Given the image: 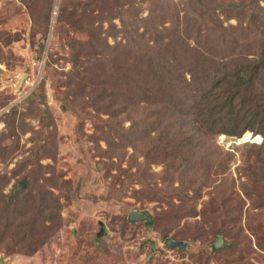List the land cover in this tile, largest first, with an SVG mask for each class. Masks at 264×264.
<instances>
[{
	"label": "rangeland",
	"instance_id": "374dc122",
	"mask_svg": "<svg viewBox=\"0 0 264 264\" xmlns=\"http://www.w3.org/2000/svg\"><path fill=\"white\" fill-rule=\"evenodd\" d=\"M180 2L0 0V264H264V151L244 146L260 140L219 137L213 168L187 172L211 184L187 201L178 174L144 155L148 138L122 152L130 122L99 110L96 78L74 61L110 51L122 21L154 39ZM150 154L160 153L155 146ZM134 210L150 218L132 221Z\"/></svg>",
	"mask_w": 264,
	"mask_h": 264
},
{
	"label": "trees",
	"instance_id": "16d2710c",
	"mask_svg": "<svg viewBox=\"0 0 264 264\" xmlns=\"http://www.w3.org/2000/svg\"><path fill=\"white\" fill-rule=\"evenodd\" d=\"M180 3L174 22L166 25L162 21L154 39L125 27L122 21L117 31L123 37L115 46L107 44L110 51L95 50L93 57L74 61L82 67L80 75L90 72L96 78L93 91L100 102L98 109L107 111L110 118L124 115L121 123L130 122L127 130L120 131L126 130L120 134L122 152L129 147L136 152L131 142L148 138L146 147L142 145L146 158L168 165L171 176L178 174L176 190L194 202L212 180L187 172L199 164L213 168L219 137L242 138L248 133L249 139L260 141L244 146L264 151V0ZM231 19L237 24L225 25ZM132 31L136 37H127ZM84 45L96 47L89 40ZM90 64L96 66V73L90 71ZM110 65L113 70L107 73ZM110 78L117 81L114 88L109 86ZM146 120L150 127L140 128ZM111 146L118 151L117 142ZM155 146L160 153L156 157L150 154ZM225 154L230 160L231 154ZM147 188L152 193L157 190L150 185ZM188 216L195 214L191 211ZM215 248L219 249L216 243Z\"/></svg>",
	"mask_w": 264,
	"mask_h": 264
},
{
	"label": "water",
	"instance_id": "95a60500",
	"mask_svg": "<svg viewBox=\"0 0 264 264\" xmlns=\"http://www.w3.org/2000/svg\"><path fill=\"white\" fill-rule=\"evenodd\" d=\"M25 187V183L24 182H21L20 183V186L18 187V190L21 189V188H24ZM17 190V191H18ZM149 219L150 216L149 214L145 213V212H140L138 210H134L132 213H131V216H130V219L132 221H141V220H144V219ZM166 245H169L173 248H185L187 246V243L183 242V241H179V240H175L174 238H168L166 241H165ZM222 238L219 237L218 238V241L216 243V247L220 248L222 246ZM3 261L0 260V263H2Z\"/></svg>",
	"mask_w": 264,
	"mask_h": 264
},
{
	"label": "bare ground",
	"instance_id": "6f19581e",
	"mask_svg": "<svg viewBox=\"0 0 264 264\" xmlns=\"http://www.w3.org/2000/svg\"><path fill=\"white\" fill-rule=\"evenodd\" d=\"M57 7H58V6L55 7V13H54V15H56ZM244 139L249 140V134H248V133H246V134L244 135Z\"/></svg>",
	"mask_w": 264,
	"mask_h": 264
}]
</instances>
